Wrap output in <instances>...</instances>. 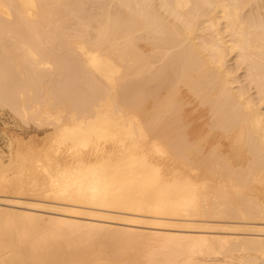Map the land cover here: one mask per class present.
<instances>
[{"label":"bare ground","instance_id":"obj_1","mask_svg":"<svg viewBox=\"0 0 264 264\" xmlns=\"http://www.w3.org/2000/svg\"><path fill=\"white\" fill-rule=\"evenodd\" d=\"M0 106V264H264V0H0Z\"/></svg>","mask_w":264,"mask_h":264},{"label":"rangeland","instance_id":"obj_2","mask_svg":"<svg viewBox=\"0 0 264 264\" xmlns=\"http://www.w3.org/2000/svg\"><path fill=\"white\" fill-rule=\"evenodd\" d=\"M3 129H7L8 131H12L15 133H18L20 135L28 136L38 133L42 134L43 131L33 123H23L13 112H11L8 108L6 107H1L0 106V131ZM32 133V134H31ZM0 145L2 143L4 144V140L2 137V134H0Z\"/></svg>","mask_w":264,"mask_h":264}]
</instances>
